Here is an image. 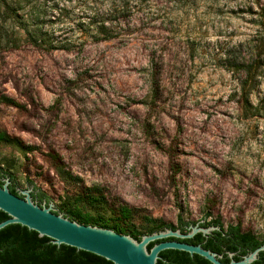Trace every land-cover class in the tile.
Instances as JSON below:
<instances>
[{
    "label": "rangeland",
    "instance_id": "rangeland-1",
    "mask_svg": "<svg viewBox=\"0 0 264 264\" xmlns=\"http://www.w3.org/2000/svg\"><path fill=\"white\" fill-rule=\"evenodd\" d=\"M139 1L98 41L103 0H6L53 50L0 6V133L28 148L0 142V168L53 208L125 206L136 234L205 219L264 240V0Z\"/></svg>",
    "mask_w": 264,
    "mask_h": 264
},
{
    "label": "trees",
    "instance_id": "trees-1",
    "mask_svg": "<svg viewBox=\"0 0 264 264\" xmlns=\"http://www.w3.org/2000/svg\"><path fill=\"white\" fill-rule=\"evenodd\" d=\"M107 4V9L100 15L101 18L95 21L91 18H87V21L83 24L86 28L99 35L98 41H109L116 37L117 26H113L112 23H124L121 20L123 17H127L129 13L139 5V0H103ZM0 6L9 19H15L20 24L21 29L26 34V38L30 45L35 49L53 50V46H43L42 38L39 35V31L27 29L26 20L23 18H17L15 4L7 3L6 0H0ZM11 13L15 15V18L10 17ZM99 17V16H98ZM109 26V27H108ZM126 31V30H125ZM44 47V48H43ZM67 47V46H65ZM68 49V48H67ZM153 79L155 78L152 76ZM154 81V80H153ZM157 85L156 82H153ZM156 92V88H155ZM3 101L10 105H15L12 99L3 97ZM0 142H4L9 145L22 146L21 141L16 138L9 137L6 133H0ZM28 149V148H23ZM52 161L55 162V170L59 175L65 174L62 170L61 164L58 160V156L53 154L50 156ZM4 172L5 180L0 185L1 187L8 182L7 188L10 193L17 195L21 198L20 190H17L18 186L15 178L3 171L0 168V173ZM174 173V170H173ZM32 183H29L31 186ZM33 187V186H32ZM31 199L37 198L36 203L39 207H42L43 202L46 207L51 200L43 194L40 190L32 188L30 193ZM34 202V201H33ZM79 202L86 205L88 210L80 208ZM76 202L77 206L73 204H67L64 208H53L52 212L56 215L61 214L64 218L70 221L77 222L85 226H95L99 228L111 229L118 234H126L136 241H140L142 236L150 235L156 232L163 231L165 229H171L172 231L179 230L181 234L189 232L190 226H195L196 223L185 222L182 219H178L177 225H166L161 221L156 222L152 227L148 228L145 233L136 234L134 229H130L127 226L129 219L131 218V210L125 206L110 207L103 201L102 197L87 196L85 200ZM35 203V202H34ZM105 211H109L113 220L106 217ZM93 213V214H91ZM8 219L7 214L0 211V223ZM198 227L206 229L209 227H215L217 229L209 232L208 234L197 233L189 239H174L167 238L163 241L177 240L191 245H200L205 250H209L217 256H220L222 263H229L231 260L235 262L241 261L242 258L261 246H264V240H259L250 232L241 231L239 226H228L226 228L220 223L219 220L206 221L200 223ZM160 241L152 242L148 245V250L156 243ZM229 254H233L232 258ZM259 257L250 264H264V252H260ZM0 264H112L111 262L98 257L94 254L76 250L75 248L60 245L57 246L51 242L47 237H39L34 231L28 230L26 227L18 224H12L4 227L0 230ZM156 264H211L209 261L198 255H190L183 251L178 250H164L159 253V259Z\"/></svg>",
    "mask_w": 264,
    "mask_h": 264
},
{
    "label": "water",
    "instance_id": "water-1",
    "mask_svg": "<svg viewBox=\"0 0 264 264\" xmlns=\"http://www.w3.org/2000/svg\"><path fill=\"white\" fill-rule=\"evenodd\" d=\"M8 182L0 187V211L7 214L8 219L0 223V230L12 224H18L34 231L39 237H47L57 246L65 245L76 250L85 251L101 257L112 264H156L159 253L164 250H178L190 255H198L211 264H225L217 254L205 250L200 245H191L177 240L163 241L167 238L189 239L197 233L208 234L217 229H206L195 226L188 228L189 232L181 234L179 230L165 229L150 235H144L136 241L128 235H121L111 229L95 226H85L64 218L61 214L52 212L53 204L39 207L31 199V189L20 191L23 198L11 194L7 188ZM154 244L149 250L148 245ZM264 246L259 247L244 256L241 261L231 260L227 264H250L255 261ZM233 254H229L232 258Z\"/></svg>",
    "mask_w": 264,
    "mask_h": 264
},
{
    "label": "flooded vegetation",
    "instance_id": "flooded-vegetation-1",
    "mask_svg": "<svg viewBox=\"0 0 264 264\" xmlns=\"http://www.w3.org/2000/svg\"><path fill=\"white\" fill-rule=\"evenodd\" d=\"M3 180H5V175H4V172H1V173H0V183H1ZM0 187H1V185H0ZM17 190H20V189L17 188ZM11 194H12V193H11ZM16 196H17V195H16ZM33 201H34L35 203L38 202L37 198H34ZM41 205L43 206L44 203L42 202ZM258 255H259V254H258ZM258 257H259V256H258ZM258 257H257V258H258Z\"/></svg>",
    "mask_w": 264,
    "mask_h": 264
}]
</instances>
